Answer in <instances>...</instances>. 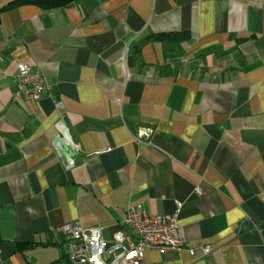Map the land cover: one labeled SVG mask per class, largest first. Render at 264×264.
<instances>
[{"label":"crops","instance_id":"1","mask_svg":"<svg viewBox=\"0 0 264 264\" xmlns=\"http://www.w3.org/2000/svg\"><path fill=\"white\" fill-rule=\"evenodd\" d=\"M14 1L0 0L1 264H69L59 227L110 241L137 206L186 235L149 264H264V0ZM22 66L49 87L38 101L18 94Z\"/></svg>","mask_w":264,"mask_h":264},{"label":"built area","instance_id":"2","mask_svg":"<svg viewBox=\"0 0 264 264\" xmlns=\"http://www.w3.org/2000/svg\"><path fill=\"white\" fill-rule=\"evenodd\" d=\"M15 83L19 96L26 100L38 101L49 89L42 75L32 73L29 66L20 68ZM57 231L66 238L69 264H149L148 251L178 253L186 243L177 215H150L140 206L129 208L110 241L103 237V228H85L79 221ZM213 251V246L204 248L205 255Z\"/></svg>","mask_w":264,"mask_h":264},{"label":"water","instance_id":"3","mask_svg":"<svg viewBox=\"0 0 264 264\" xmlns=\"http://www.w3.org/2000/svg\"><path fill=\"white\" fill-rule=\"evenodd\" d=\"M54 146L58 149L60 155L64 159L66 165L71 166L80 157L74 147L63 137H57L54 140Z\"/></svg>","mask_w":264,"mask_h":264},{"label":"trees","instance_id":"4","mask_svg":"<svg viewBox=\"0 0 264 264\" xmlns=\"http://www.w3.org/2000/svg\"><path fill=\"white\" fill-rule=\"evenodd\" d=\"M76 0H16L11 5H17V4H28V5H37L42 8H56V7H62L67 6L71 3H73ZM160 38L164 36H159Z\"/></svg>","mask_w":264,"mask_h":264},{"label":"rangeland","instance_id":"5","mask_svg":"<svg viewBox=\"0 0 264 264\" xmlns=\"http://www.w3.org/2000/svg\"><path fill=\"white\" fill-rule=\"evenodd\" d=\"M62 264H68V263H67V261L64 260Z\"/></svg>","mask_w":264,"mask_h":264}]
</instances>
